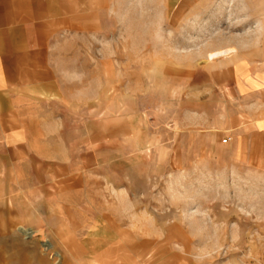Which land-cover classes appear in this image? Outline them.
Segmentation results:
<instances>
[{
  "label": "rangeland",
  "instance_id": "obj_1",
  "mask_svg": "<svg viewBox=\"0 0 264 264\" xmlns=\"http://www.w3.org/2000/svg\"><path fill=\"white\" fill-rule=\"evenodd\" d=\"M182 1L82 0L50 40L49 86L0 122V264H264V170L199 116L207 52L254 23Z\"/></svg>",
  "mask_w": 264,
  "mask_h": 264
},
{
  "label": "crops",
  "instance_id": "obj_2",
  "mask_svg": "<svg viewBox=\"0 0 264 264\" xmlns=\"http://www.w3.org/2000/svg\"><path fill=\"white\" fill-rule=\"evenodd\" d=\"M216 1L234 9L238 24L254 25L234 35L233 45L207 52L212 81L223 102H217L215 111L202 108L199 116L217 120L216 137L222 136L235 164L264 170V0ZM182 4L187 9L193 5L187 0ZM81 5L82 0H0V122L14 118V104L22 101L23 90L49 86L48 56L54 53L50 40L66 28L80 30L75 17L80 18L76 8ZM217 53L215 59L210 57ZM229 91L238 106L226 113L224 100ZM11 132L16 129L2 130L0 123V134Z\"/></svg>",
  "mask_w": 264,
  "mask_h": 264
},
{
  "label": "bare ground",
  "instance_id": "obj_3",
  "mask_svg": "<svg viewBox=\"0 0 264 264\" xmlns=\"http://www.w3.org/2000/svg\"><path fill=\"white\" fill-rule=\"evenodd\" d=\"M220 54H221V53H220ZM217 56H219V53L210 55V57H211V58H214V59H215Z\"/></svg>",
  "mask_w": 264,
  "mask_h": 264
},
{
  "label": "built area",
  "instance_id": "obj_4",
  "mask_svg": "<svg viewBox=\"0 0 264 264\" xmlns=\"http://www.w3.org/2000/svg\"><path fill=\"white\" fill-rule=\"evenodd\" d=\"M230 139L228 138L226 141H229Z\"/></svg>",
  "mask_w": 264,
  "mask_h": 264
}]
</instances>
